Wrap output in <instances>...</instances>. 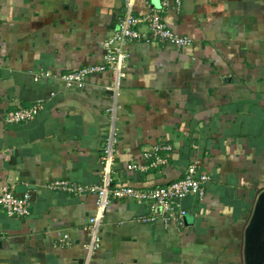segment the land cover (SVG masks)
<instances>
[{"label":"crops","instance_id":"obj_1","mask_svg":"<svg viewBox=\"0 0 264 264\" xmlns=\"http://www.w3.org/2000/svg\"><path fill=\"white\" fill-rule=\"evenodd\" d=\"M124 1L0 0V189L30 200L26 217L0 207V264H83L96 195L48 185L100 181L113 105L114 185L162 186L191 163L209 180L202 199L182 201L183 227L140 222L147 203L113 199L89 264H250L245 234L264 191V0H182L178 11L169 0L164 21L190 46L149 32L128 43L116 100L110 71L67 86L62 74L102 61ZM148 4L160 2L134 0L135 15ZM38 101L33 119L4 120ZM162 144L172 149L154 151Z\"/></svg>","mask_w":264,"mask_h":264},{"label":"built area","instance_id":"obj_2","mask_svg":"<svg viewBox=\"0 0 264 264\" xmlns=\"http://www.w3.org/2000/svg\"><path fill=\"white\" fill-rule=\"evenodd\" d=\"M125 14L120 19L116 31L104 42L105 54L98 64L83 66L77 70L66 72L60 77L67 86L82 85L90 74L110 71L112 74V97L116 100L121 78L124 75L123 67L129 58V52L126 45L133 41L147 40V32L151 34L152 39L163 46L173 45L178 47L190 46L191 38L185 35H179L170 29L163 18V13L169 5V0H159L158 8H152L148 4L149 10L142 16L134 13V0H125ZM182 0H173V7L176 11L180 10ZM145 26L146 30L141 27ZM42 108V101H38L31 107H19L4 117L7 123H19L33 119ZM111 126L107 130L104 144L99 153L100 155V181L97 184H83L69 179L52 180L48 185L50 189H55L68 194H88L96 195V213L89 220L85 227L90 231V239L87 245L88 254L83 264H89L92 252L98 247L99 227L102 223L105 210L111 204L113 199L129 197L139 203H147L150 213L137 217L140 222L161 221L165 228L171 226L183 227L187 210L182 206V201L190 196L196 195L202 199L205 194V184L209 176L200 173L197 170L196 163H191L183 176L177 180L162 186L150 189H140L130 186L114 185L113 183V165H114V145L116 142V133L114 120L116 115L115 106L110 110ZM170 144H162L154 147V151H170ZM164 159L158 158L152 163L156 166L164 162ZM134 165H128L132 169ZM0 207L9 217H26L30 214L29 194L21 196L15 195L11 189L4 186L0 189ZM66 238V236H65Z\"/></svg>","mask_w":264,"mask_h":264},{"label":"water","instance_id":"obj_3","mask_svg":"<svg viewBox=\"0 0 264 264\" xmlns=\"http://www.w3.org/2000/svg\"><path fill=\"white\" fill-rule=\"evenodd\" d=\"M245 237L251 249L250 264H264V191L258 197Z\"/></svg>","mask_w":264,"mask_h":264}]
</instances>
